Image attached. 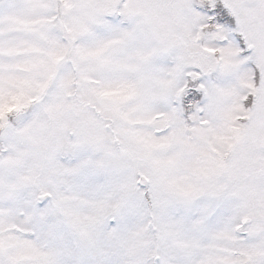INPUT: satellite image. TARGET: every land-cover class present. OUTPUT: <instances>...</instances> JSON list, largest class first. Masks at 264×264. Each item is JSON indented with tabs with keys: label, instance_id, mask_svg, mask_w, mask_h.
I'll return each mask as SVG.
<instances>
[{
	"label": "snow or ice",
	"instance_id": "1",
	"mask_svg": "<svg viewBox=\"0 0 264 264\" xmlns=\"http://www.w3.org/2000/svg\"><path fill=\"white\" fill-rule=\"evenodd\" d=\"M0 264H264V0H0Z\"/></svg>",
	"mask_w": 264,
	"mask_h": 264
}]
</instances>
